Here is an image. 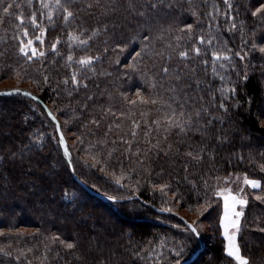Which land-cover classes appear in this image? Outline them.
Returning a JSON list of instances; mask_svg holds the SVG:
<instances>
[{
  "label": "trees",
  "instance_id": "trees-1",
  "mask_svg": "<svg viewBox=\"0 0 264 264\" xmlns=\"http://www.w3.org/2000/svg\"><path fill=\"white\" fill-rule=\"evenodd\" d=\"M44 2L54 4L55 0ZM133 2L138 10L143 4V0ZM176 2L181 8L162 11L154 18H139L128 9V0H99L98 4L95 0H74L72 8L79 9L77 19L67 24L62 10L54 7L50 21L49 10L42 7L41 0H31V4L13 0L21 7L11 10L12 15L5 16L0 10L4 16L0 21V90L19 89L36 97L21 93L0 96V264H173L177 252H182L183 261L196 251L189 264H237L224 252L226 240L220 224V192L224 188L234 194L243 190L248 203L242 206L237 239L249 264H264V232L260 231L264 228V53L257 47L245 61L235 56L230 61H217V65H225L223 69L217 66L219 75L212 71V48L206 56L191 61L174 56L171 67L179 64L183 68L188 63L197 69L195 76L187 72V79L172 80L187 93H179L186 104L195 108L205 102L218 106L219 89L223 86L227 91L229 80L235 92L224 97L227 111L209 109L213 123L206 132L193 128L180 133L179 128H172L165 138L163 128L157 130L153 121L163 123V115L169 111L163 102L175 105L176 101L167 91L169 78L161 80V58L153 54L144 57L143 64L157 80L153 90L140 72L129 70L125 74V65L139 51V40L132 41L123 52L114 49L115 43H128L141 33L147 35L146 22L153 34L160 25L175 29L185 23L194 25L197 36L200 29L206 34L205 13L211 10V0L208 4L192 0L203 21L199 25L197 17L187 10L189 0ZM217 2L224 12L223 0ZM259 2L264 0H232L236 29L229 30L226 16L217 18L218 39L224 50H240L242 39L248 47L264 44V18L251 15ZM89 3L92 8L85 7ZM105 8L115 11L105 17ZM33 12L46 33L32 26L29 18ZM21 14L25 20L17 27ZM104 23L109 25L108 31L93 37L88 46H77L68 38L70 30L79 33L77 25L90 34L93 27ZM22 28L28 29V37L23 36ZM37 37H43V43ZM57 37L59 43L53 50L51 45ZM28 38L44 56L28 60L18 52L19 40L26 43ZM154 44V51L159 52L162 42ZM187 46L190 48L191 43ZM106 47L109 51L105 53ZM69 52L73 55L71 63L66 59ZM97 53L102 59L79 72L82 82L73 85L71 73L80 67L79 58ZM205 59L206 67L202 64ZM138 88L147 102L137 95ZM44 106L59 122L67 156ZM208 119L205 116L201 124ZM217 136L226 139L217 140ZM149 140L153 145L159 140L160 147L145 151ZM201 147L202 159L186 155L189 151L195 155ZM74 174L91 190L120 199L104 202L94 197L75 181ZM245 174L259 179L261 186L245 184ZM225 176L229 179L224 180ZM153 207L171 210L163 214ZM184 221L195 223L200 235L185 231ZM67 242L74 243V248H67Z\"/></svg>",
  "mask_w": 264,
  "mask_h": 264
},
{
  "label": "snow or ice",
  "instance_id": "snow-or-ice-1",
  "mask_svg": "<svg viewBox=\"0 0 264 264\" xmlns=\"http://www.w3.org/2000/svg\"><path fill=\"white\" fill-rule=\"evenodd\" d=\"M74 0H55L54 4L45 3L44 0H41V4L43 8L48 9V17L51 21L53 12L52 8H57L62 10L63 14V20L67 24L70 20L77 19V12L79 9H73L72 4ZM95 2L98 4L99 0H95ZM114 3L115 0H112ZM209 0H203V3L208 4ZM28 3L31 4V0H28ZM223 3L225 5L224 12H221L220 6L217 2V0H211V10L205 15L207 16V27L208 31L205 34L203 29H200V34L197 36L195 34L194 25L192 23H185L182 25L177 26L175 29L172 27V25L164 26L160 25L158 29L156 30L155 34H153V31L149 24L146 22L144 25V30L147 31V35L139 34L137 36L131 37L128 43H115L114 49H118L121 52H123L125 49L129 47V44L132 41L139 40V51L135 53V55L132 56L131 61L125 65V74L129 70L140 72L142 77L145 79L146 82L150 81L148 84L149 88L155 90L157 88V80L155 75L151 74L147 68L143 64L144 57L146 54H153L161 58L162 64L160 67V76L161 80L163 78L168 77L169 78V84L170 87L167 89L169 93L172 94V99L176 101L175 105L168 103L167 101H164L163 103L167 105L169 111L165 112L163 115V123L160 119H157L156 121H153V124L156 125L157 130H159L161 127L164 130L165 138L166 134L169 132L172 128H179L180 133H185L186 131L195 128L196 130L203 129L205 132L208 130V127L212 125L213 121L210 118L212 116V113L209 111L210 108L218 107L219 109H223L227 111L228 104L225 102V98L229 92H235V85L231 84V81L229 80V88L226 91L225 88L222 86L219 91L221 92V98L219 100L218 106L215 104H209L205 102L201 107L195 108L191 105L186 104V102L181 101L179 93L184 92L183 89H178L176 87V84L172 83V80L174 79L176 82H180L182 79H187V72H191L193 76H195V73L197 71L196 67L193 65L190 67L188 63H185L183 68L179 64H177L175 67L170 66V62L173 60V57L175 56L176 59L183 60V61H191L193 58L199 59L201 56H206L208 49L212 48L211 51V57H212V71L214 74L219 75L217 72V66H219L221 69L225 67L224 64L217 65V61L224 60V61H230L233 56L239 57L241 61H245L249 54L253 51H255L258 47V50L260 53H264V44L256 45L253 44L251 47H248L246 43L243 41L241 42V48L238 51L232 52L231 49L224 50V45L221 42V40L218 39L219 32L217 31L219 28V24L217 23V18L221 15H224L227 17L228 23H229V30L236 29L237 23L235 21V17L232 15V12L234 10L232 0H223ZM92 3H89L85 5V7L92 8ZM21 7L20 4L13 3V0H0V10H2V13L7 15H12L13 9H19ZM127 7L129 10H131L133 13L136 14L139 18H154L156 14L164 11V12H172L177 8H181V6L176 2V0H143V4L140 5L139 10L137 9V5L133 2V0H128ZM183 10V9H181ZM193 16L197 17V25L200 23H203L202 20L199 19V12L197 10V6L192 2V0H189L188 9H187ZM111 12H114L115 9H107L105 8L102 15L107 17ZM258 14L264 18V2H259L258 6L255 7V9L251 12V15L253 17H257ZM4 16H0V21H3ZM32 26L34 28L38 27L39 31L41 33H46V28L42 25H40L37 21V14L36 12H33L31 14V17L29 18ZM18 20L20 21V24L17 25V27H21L23 25V22L25 20V17L23 14H21L18 17ZM113 28L116 27L115 24L112 25ZM77 28H79V33H76L74 31H69L68 38L70 40H74L77 44V46H88L90 40L93 37H96L101 34V32H107L109 25L107 23L104 24H98L97 26L93 27L90 30V34H85L87 30L80 28L79 25H77ZM239 30L243 33L244 27L243 24H240ZM23 36L28 37L29 32L27 28H22ZM175 33V34H173ZM36 39L40 40L41 43H43V37H37ZM155 41H161V48L159 52H155ZM59 43V37H57V42L53 43L51 45L53 50H56L57 44ZM191 43V47L189 48L187 45ZM201 45L203 47H201ZM71 47V45L69 46ZM218 49V50H217ZM29 50H31V54L29 55ZM109 49L106 47L104 49V52H108ZM18 52L23 54L27 57L28 60H31L34 56L40 55L44 56L45 53L43 51L38 52L37 48L34 45L33 39L28 38L27 42L25 43L24 39L19 40L18 44ZM193 54H195V57H193ZM67 61L69 63L73 62V55L71 52H69L67 56ZM102 56L100 53H97L96 55H85L81 56L79 60L77 61L78 65L80 66L76 70H73L71 73V83L73 85H78L82 81L78 80V73L81 72L84 69H91L92 63L97 60H101ZM116 63H119V60L116 61ZM202 64L206 67L208 65V60H202ZM232 68H235V64H231ZM245 75L244 79L246 80L248 78L247 76V64H245ZM92 71H95V69H92ZM239 75V73H237ZM47 76H45V80H47ZM220 79L223 81L225 77L221 76ZM69 82L68 77H65L64 83L67 84ZM86 84V78L85 81H83ZM201 82L199 80H196V86L200 87ZM163 87L162 83L160 85ZM12 92H19V89H12ZM137 95L140 97L141 101H145V98L140 95L141 89H137ZM27 95L31 96L32 93H27ZM184 95H187L186 92H184ZM203 98L202 96L200 97ZM38 99V98H37ZM211 99L215 101L216 95L215 92H212ZM153 103H156L157 101L155 99L152 100ZM191 108V110H189ZM49 115H52L51 112H49ZM205 116H208L209 119L207 120L206 124H201V120L205 118ZM53 120H55V116L52 117ZM216 119H220L219 117H216ZM98 123V122H97ZM136 127H139L136 122H133ZM223 123V121H221ZM151 128V126H149ZM133 136H135V132L132 133ZM147 136L148 133H145ZM123 139V137H121ZM217 140L226 139V137L217 136ZM60 143L64 144V138L61 135L60 136ZM149 148L145 151H150L152 148H159L160 142L157 140L156 144L153 145L151 140L148 141ZM171 149V145H168V150ZM140 152V149H137V153ZM65 155H68V148L65 145L64 148ZM204 148L201 147L199 151L194 155L192 151H189L186 153L190 158L194 160H200L203 158ZM13 156H15V153H13ZM144 157H141V160H143ZM243 159V157H241ZM71 163V161H69ZM187 167V166H185ZM224 180H228L229 177L225 176L223 177ZM119 182V180L117 181ZM244 183L247 185H250L253 188H259L261 186V181L259 179H252L245 174L244 176ZM161 188L166 187L165 185H161ZM243 190H241V194H231L224 196V214L220 219V224L223 227V236L226 240V245L224 247V252H226L230 257H233L237 264H249V257L242 254L240 244L238 242L237 236L241 229V221L240 218L244 215L243 210H237L236 205H247L248 200L246 196L242 194ZM65 194H67V190L65 191ZM217 195H220L219 192H217ZM109 199L116 201L117 199H120L116 196L108 197ZM257 199H261V197H257ZM171 209H161V211H170ZM179 227V225H177ZM185 231H190L194 236H199L200 233L197 229V226L195 223L189 224L186 226ZM260 231L264 232V228H261ZM56 239V237H54ZM61 243H65L63 240H61ZM74 243L67 242L66 247L69 249L74 248ZM0 251H3V249H0ZM175 251V249H173ZM7 255H11V253H6ZM17 259L20 257L17 256ZM182 259V252L176 253V259L173 261V264H181Z\"/></svg>",
  "mask_w": 264,
  "mask_h": 264
},
{
  "label": "water",
  "instance_id": "water-1",
  "mask_svg": "<svg viewBox=\"0 0 264 264\" xmlns=\"http://www.w3.org/2000/svg\"><path fill=\"white\" fill-rule=\"evenodd\" d=\"M11 90H12V89H9V90H0V96H10V95H12V94L21 93V94H23V95L28 96L29 98L36 99V97L33 96V95H31V96L27 95L28 92H25V91L12 92ZM44 108H45V111H46L47 115L49 116V118H50V119L54 122V124H55V129H56V133H57V136H58V139H59V144H60V147H61V149H62V151H63V153H64V148H65V145H66V140H65V137H64V135H63V133H62V131H61V128H60L59 122L57 121V119L53 120L52 117H53L54 115H53L52 113H51L52 115H49V112H50V111H49V109H48L46 106H44ZM61 135H62L63 138H64V144H61V143H60V136H61ZM64 154H65V153H64ZM66 156H67V155H66ZM73 177H74L75 181H77L78 184H79L81 187H83V188H84L89 194L93 195L94 197H96V198H98V199H100V200H102V201H104V202H108V201L115 202V201L109 199L108 196H106V195H104V194H102V193L96 192V191H94V190H91V189H90L89 187H87L83 182H81V181L77 178V176H76L75 174L73 175ZM116 201H117V200H116ZM153 208H154L155 211H157V212H159V213H163V214H166V213H167L166 211H161V209H159V208H156V207H153ZM184 222H185V225H186V226L189 225V224H191V223H189L188 221H184ZM197 253H198V251H196L195 253H193L188 259L181 261V264H189V263H191V262L195 259Z\"/></svg>",
  "mask_w": 264,
  "mask_h": 264
},
{
  "label": "rangeland",
  "instance_id": "rangeland-1",
  "mask_svg": "<svg viewBox=\"0 0 264 264\" xmlns=\"http://www.w3.org/2000/svg\"><path fill=\"white\" fill-rule=\"evenodd\" d=\"M9 83H6V84H4V85H8ZM262 125H264V118L262 119ZM221 197H222V203H223V211H222V216H223V214H224V196L225 195H229V190L228 189H223L221 192ZM231 194H234V193H231ZM242 206L243 205H236V208H237V210H242ZM221 216V217H222ZM222 226V225H221ZM222 231H223V227H222Z\"/></svg>",
  "mask_w": 264,
  "mask_h": 264
}]
</instances>
